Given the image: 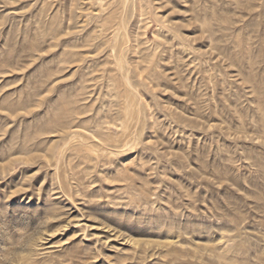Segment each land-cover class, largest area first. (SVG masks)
Masks as SVG:
<instances>
[{"label": "rangeland", "instance_id": "rangeland-1", "mask_svg": "<svg viewBox=\"0 0 264 264\" xmlns=\"http://www.w3.org/2000/svg\"><path fill=\"white\" fill-rule=\"evenodd\" d=\"M0 264H264V0H0Z\"/></svg>", "mask_w": 264, "mask_h": 264}]
</instances>
